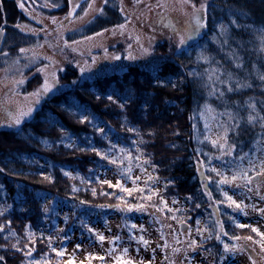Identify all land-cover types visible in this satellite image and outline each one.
Returning a JSON list of instances; mask_svg holds the SVG:
<instances>
[{
  "label": "trees",
  "instance_id": "1",
  "mask_svg": "<svg viewBox=\"0 0 264 264\" xmlns=\"http://www.w3.org/2000/svg\"><path fill=\"white\" fill-rule=\"evenodd\" d=\"M190 1L197 5L202 0ZM216 3L209 0L205 7L198 41L209 39L214 32ZM221 3L242 12L249 25L264 26V0ZM111 6H104L83 32L95 34L120 24V16ZM63 8H68L66 0H61V9L55 13ZM18 22L30 20L20 13L16 0H0L3 43L10 39L13 50L28 47L33 37L17 30ZM174 46L159 43L155 51L170 55L158 56L165 58L155 65H130L121 72L89 79H83L75 66L65 64L56 76L55 85L60 89L17 128L0 129V194L6 207L0 213V264H93L92 259L102 264L103 256L92 257L89 252L84 262L64 258L60 247L74 225L79 233L85 231L95 238L86 217L92 211L112 208L162 212L175 222L188 218L189 228L196 227L200 219L210 220L215 212L218 225H207L210 239L203 242L215 244L211 251L214 264L219 262L221 243L263 241L258 231L216 206L227 202L217 190L220 177L207 168L199 151L206 146L199 139L203 136L200 109L207 101V84L200 75L204 67L193 58L180 56L182 49ZM45 63L41 59L26 72L37 71ZM41 84V75H33L21 90L31 91ZM250 94L243 91L229 98L236 101ZM255 132L243 128L238 137L227 136L234 157L252 143ZM110 152L121 162L110 158ZM127 164H135L145 173L141 184L125 186L123 181L112 183L98 177L106 167L120 170ZM157 184L161 189H153ZM41 193L50 197L49 204ZM176 200L183 206L173 210L169 203ZM58 202L73 204L70 217L56 211Z\"/></svg>",
  "mask_w": 264,
  "mask_h": 264
},
{
  "label": "rangeland",
  "instance_id": "2",
  "mask_svg": "<svg viewBox=\"0 0 264 264\" xmlns=\"http://www.w3.org/2000/svg\"><path fill=\"white\" fill-rule=\"evenodd\" d=\"M66 1L68 8L55 13L61 9V0H16L20 13L30 20V23L18 22L16 28L33 37L28 47L14 50L10 39L4 41L6 44L2 41L0 129L17 128L29 118V115L21 117V112L34 110L55 94L60 89L55 85L56 76L65 64L75 66L83 79H89L121 72L130 65H155L165 58L158 56L170 55L155 51L159 43L176 45L178 51H183L180 56L193 58L204 67L198 72L207 84V101L200 109L203 136L200 134L199 139L207 147L199 151L207 168L220 177L217 190L227 202L216 206L242 225L255 228L263 239L260 243L229 241V251L221 243L218 264H264V26L249 25L242 19L245 16L242 12L232 11L227 3L222 5V0H216L219 3L214 4L217 21L214 32L209 39L198 41L209 0L197 5L190 0ZM108 4L119 14L120 24L95 34L83 32ZM41 59L46 63L39 70L26 72ZM33 75H41V86L23 92L25 81ZM46 81L51 86L47 93L42 88ZM243 91L251 94L241 100H230L231 94ZM18 118L20 123L16 124ZM243 128L256 132L251 137L252 143L234 157V146L227 144V136L238 137ZM109 157L121 162L113 152ZM254 175L258 179L251 181ZM98 177L112 183L120 180L125 186L139 185L146 179L135 164L124 165L120 170L106 167L99 171ZM225 179L228 182L221 183ZM153 189L159 190L161 185ZM40 197L46 204L51 202L45 194L41 193ZM2 199L1 193L0 213L6 209ZM56 205V211L64 212L66 218L74 211L73 204L58 202ZM169 205L173 210L183 206L179 200ZM213 216L216 217L215 212ZM214 217L207 221L200 219L196 227L179 232L181 221L175 222L162 212L122 208L92 211L86 218L95 238L91 239L92 235L85 231L79 233L78 225H74L60 253L64 258L84 262L89 252L92 257L103 256L102 264H127L128 261L131 264H214L211 251L216 248L215 244L203 245L210 239L207 225H218V218ZM182 221L187 222L188 218ZM93 260L91 263L97 264Z\"/></svg>",
  "mask_w": 264,
  "mask_h": 264
},
{
  "label": "snow or ice",
  "instance_id": "3",
  "mask_svg": "<svg viewBox=\"0 0 264 264\" xmlns=\"http://www.w3.org/2000/svg\"><path fill=\"white\" fill-rule=\"evenodd\" d=\"M22 6V5H21ZM92 7V5H89V8H91ZM72 11H75V9H73ZM72 13L70 12L69 13V15H71ZM85 14H87V13H85ZM198 23H199V21H198ZM121 28L123 27V25H121L120 26ZM181 43L183 44L184 43V41L183 40H181ZM23 51V50H22ZM118 58V57H117ZM21 83H22V81H21ZM42 88H43V92H45V93H47L48 91H50V88H51V86L47 83V81L45 82V84L42 86ZM34 95H39V93H35ZM109 99H111V97H109ZM37 103H38V101H37ZM32 108H29L28 109V111L27 112H21V117H24V116H28V115H30V113L32 112ZM251 117L249 118V120L251 121ZM20 123V119L18 118L17 120H16V124H19ZM100 153H97V155H99ZM230 154V153H229ZM233 180H235L236 179V177L235 176H233V178H232ZM228 181L225 179V180H222L221 181V183H227ZM117 187H120V185L119 184H117ZM123 190H125V191H128L127 189H123ZM135 190V189H134ZM210 195V194H209ZM229 200H231V197H227ZM232 203L233 204H235V201H232ZM237 207H239V205H236ZM253 231H256V229H253ZM101 240H103V236H100L99 237ZM144 243L146 244L147 243V241H144ZM225 251H229V248H228V246L227 245H225ZM0 259H2V258H0ZM127 264H131V261H128L127 262Z\"/></svg>",
  "mask_w": 264,
  "mask_h": 264
},
{
  "label": "water",
  "instance_id": "4",
  "mask_svg": "<svg viewBox=\"0 0 264 264\" xmlns=\"http://www.w3.org/2000/svg\"><path fill=\"white\" fill-rule=\"evenodd\" d=\"M5 27V24H2L0 26V48H1V45H2V41H3V28ZM258 179V175H254L252 178H251V181H256ZM189 228V224L187 222H180L178 224V230L179 232H183V231H186L187 229ZM244 248H246L247 246L244 245L243 246Z\"/></svg>",
  "mask_w": 264,
  "mask_h": 264
}]
</instances>
